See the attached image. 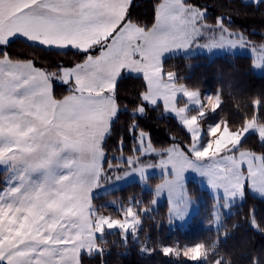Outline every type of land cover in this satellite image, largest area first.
<instances>
[{"label": "rangeland", "instance_id": "rangeland-1", "mask_svg": "<svg viewBox=\"0 0 264 264\" xmlns=\"http://www.w3.org/2000/svg\"><path fill=\"white\" fill-rule=\"evenodd\" d=\"M7 5L6 0H0L1 47L25 28L18 9H6ZM205 15L203 8L186 5L184 0H161L153 29L147 31L126 21L118 28L119 43L113 46L120 49L121 55L132 51L145 57L146 62L128 65L126 70L144 78L147 89L142 103L160 105L165 115L175 118L188 132L190 143L185 150L175 146L157 151L150 145L148 134L139 131V156L128 159L127 168L121 173L106 176L98 125L83 128L81 114L61 119L56 115L52 121L44 118L37 122L38 126H28L33 143H27L25 151H3L0 144V176L5 172L10 178V183L0 186V264H80L82 254L98 252L97 238L105 232L120 231L123 239L131 234L137 242L140 219L131 199L126 206L113 200L105 203L122 213L120 219L100 214L92 204L95 196L134 182L140 184L143 192L154 196L152 206L141 209L143 213L154 211L159 204H168L170 229L186 227L200 212V204L205 205L202 197L199 201L190 197L189 181L197 183L215 200L214 208L203 217L209 228L218 229L223 215L230 214L233 206L244 200L246 192L264 199V158L240 148L241 139L251 133L264 141L263 127L254 121L247 122L239 131L229 130L220 121L203 125L200 119L218 106V97L192 90L178 83L174 73H164L162 69L163 61L172 56L241 54L252 57L254 73H264V42L252 43L241 32L220 23L217 27L208 25ZM43 72L48 83L41 97L46 101L58 102L52 95V81L76 91L77 96L89 90L73 82L72 68ZM114 88L103 89L104 96L113 98ZM1 92L0 81V96ZM106 102L110 111V100ZM68 105L63 100L60 107ZM114 108L113 118L117 114L116 104ZM143 110L141 105L135 113L140 115ZM154 177L159 180H151ZM160 249L167 255L192 261H202L209 253L200 244L160 245ZM140 251L147 254L151 249L144 244Z\"/></svg>", "mask_w": 264, "mask_h": 264}, {"label": "trees", "instance_id": "trees-1", "mask_svg": "<svg viewBox=\"0 0 264 264\" xmlns=\"http://www.w3.org/2000/svg\"><path fill=\"white\" fill-rule=\"evenodd\" d=\"M161 0H132L125 20L150 29L156 21V10ZM189 6L206 11L204 21L208 25H225L230 30L241 32L248 41L264 42V2L245 3L242 0H184ZM101 46L90 51L75 49H47L20 39L9 40L0 46V58L14 62H30L47 73L83 63L88 56L98 55ZM253 59L249 55H207L172 56L162 63L164 73H174L176 81L186 87L209 92L218 97V106L200 119L203 125L218 121L229 130L239 131L247 122L254 121L264 129V73L258 75L252 70ZM147 86L139 75H122L114 88L117 114L111 121L102 148L105 153L104 170L121 173L127 168L128 159L139 156L136 136L139 131L148 134L150 145L157 151L175 146L184 150L190 143L188 132L178 121L163 113L160 105L152 107L142 103V94ZM53 96L61 99L70 93L63 84L53 81ZM143 105V113L136 110ZM240 148L261 154L264 158V141L255 133L246 135ZM108 168V169H107ZM1 173V172H0ZM157 181L154 177L151 180ZM0 176V186H1ZM138 182L128 184L109 193L95 196L93 207L100 214L111 218H122V213L113 206H106L108 200L128 205L130 199L140 219L137 242L131 234L126 239L120 231L105 232L97 238L98 252L82 254L80 264H264V199L245 193L244 200L233 206L232 212L223 215L218 229L206 227L204 215L214 208L215 200L197 183H187L188 193L195 201L202 197L200 212L186 227L168 228V204L157 205L149 213L153 202L151 192H143ZM137 201L139 203L136 206ZM150 253H142V245ZM203 245L207 257L202 261L175 258L163 253L160 245Z\"/></svg>", "mask_w": 264, "mask_h": 264}, {"label": "crops", "instance_id": "crops-1", "mask_svg": "<svg viewBox=\"0 0 264 264\" xmlns=\"http://www.w3.org/2000/svg\"><path fill=\"white\" fill-rule=\"evenodd\" d=\"M6 2H8L6 9H18L21 14L20 21L25 24V28L21 30L23 32L13 35L11 39H20L47 49L90 51L97 46H101V49L98 55L88 56L83 63L69 67L73 69V82L82 89L89 90L77 96L76 91L67 87L70 93L65 97L56 99L53 96L58 101L56 103H52L54 100L46 101L41 97L44 85L48 83L44 79L42 69L10 60L6 62L5 58H0L2 150L25 151V145L33 143L31 130H27L28 126L33 124L38 126L37 122L44 118L52 121L56 115L61 119L63 116L69 118L77 114L82 115L83 128H88L91 124L98 125L96 127L98 144L102 146L110 123L114 119L116 104L114 94L113 98L105 97L102 90L114 87L122 75H136L133 71L126 70L128 65L146 62L144 56L132 51H125V54L121 55L120 49H113V46L119 43V37L116 35L118 28L126 22L125 17L130 3H121L119 0H6ZM110 34L112 35L109 37ZM146 41L148 47L149 39ZM95 88L101 91L93 93L91 90ZM106 99L110 100L108 102L111 104L110 111L107 109ZM63 100H67L69 105L61 108ZM45 110L48 112L45 113ZM5 174L2 172L3 185L10 183L9 174L6 176Z\"/></svg>", "mask_w": 264, "mask_h": 264}]
</instances>
